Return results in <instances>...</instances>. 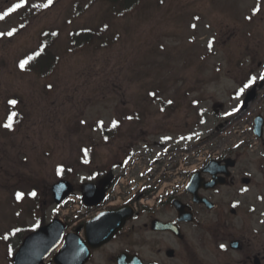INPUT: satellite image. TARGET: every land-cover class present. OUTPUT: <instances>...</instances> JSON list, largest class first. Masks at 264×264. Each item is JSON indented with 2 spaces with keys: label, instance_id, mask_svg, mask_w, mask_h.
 Instances as JSON below:
<instances>
[{
  "label": "rangeland",
  "instance_id": "1",
  "mask_svg": "<svg viewBox=\"0 0 264 264\" xmlns=\"http://www.w3.org/2000/svg\"><path fill=\"white\" fill-rule=\"evenodd\" d=\"M18 2L0 0V15ZM120 2L27 0V26L21 9L0 19V264L41 224L77 217L82 159L103 169L134 153L143 171L140 157L158 151L163 166L182 152H238L255 181L245 200L264 202V138L252 126L264 116V0H139L130 12ZM46 28L59 31V63L42 77L19 65ZM77 28L93 42L74 48ZM61 178L76 186L62 208L51 194Z\"/></svg>",
  "mask_w": 264,
  "mask_h": 264
},
{
  "label": "flooded vegetation",
  "instance_id": "2",
  "mask_svg": "<svg viewBox=\"0 0 264 264\" xmlns=\"http://www.w3.org/2000/svg\"><path fill=\"white\" fill-rule=\"evenodd\" d=\"M158 153L154 161L142 155L148 167L144 172L135 168L130 176L127 168L137 162L134 153L114 156L103 169L99 165L85 168L88 162L82 159L84 170L77 189L74 185L81 209L66 223L62 247L70 241L71 249L61 263L264 264V202L260 193L257 202L245 200L255 181L244 169L241 153L182 152L172 156L167 162L170 168L163 171L165 157ZM111 172L103 200L84 204L83 186L100 185ZM120 179H124V191L117 193L114 187ZM163 181L172 182V187L164 186L157 194ZM103 212H113L111 222L120 220L121 226L103 242L90 244L93 236L86 233V226ZM109 227L100 230L103 233ZM58 252H50L42 264H58Z\"/></svg>",
  "mask_w": 264,
  "mask_h": 264
},
{
  "label": "water",
  "instance_id": "3",
  "mask_svg": "<svg viewBox=\"0 0 264 264\" xmlns=\"http://www.w3.org/2000/svg\"><path fill=\"white\" fill-rule=\"evenodd\" d=\"M256 97L255 89L248 92L245 98V106H247ZM264 131V118L262 115H258L255 118L254 132L255 134L263 138ZM112 178L110 173L105 179L102 180L101 185L87 184L83 188V200L87 205H93L100 203L105 195L106 185L109 184ZM73 191V185L68 180H60L53 184L52 192L55 202L59 205L65 198H67ZM114 217L113 213H103L96 217L92 222L88 223L87 234L91 233L93 237H90V244H99L109 237L116 228L121 226V221L111 222ZM110 226L106 232L100 230V227ZM66 226L60 219H53L50 223L41 226L38 230L30 233L23 240L19 250L16 252L13 260V264H41L47 257L49 252L58 247L61 243L62 236L65 233ZM96 229V230H95ZM99 229V230H97ZM98 233V236H97ZM97 236V237H96ZM70 241H66V246L61 249L56 256L58 264H62L60 260L67 255V250L71 248L67 247Z\"/></svg>",
  "mask_w": 264,
  "mask_h": 264
},
{
  "label": "trees",
  "instance_id": "4",
  "mask_svg": "<svg viewBox=\"0 0 264 264\" xmlns=\"http://www.w3.org/2000/svg\"><path fill=\"white\" fill-rule=\"evenodd\" d=\"M139 0H121L118 4V8L122 12L131 10ZM25 15V13H23ZM59 36L58 29H44L41 32V38L39 45L29 51V53L21 59V62L25 59L32 57L36 52L43 51L34 60H31L29 64L25 65L29 71H32L42 77L51 75L59 63L58 54L54 50V44ZM96 37V33L91 28H77L73 29L70 33V44L77 48L90 44Z\"/></svg>",
  "mask_w": 264,
  "mask_h": 264
},
{
  "label": "snow or ice",
  "instance_id": "5",
  "mask_svg": "<svg viewBox=\"0 0 264 264\" xmlns=\"http://www.w3.org/2000/svg\"><path fill=\"white\" fill-rule=\"evenodd\" d=\"M48 3L51 4L52 0H48ZM27 4V0H19V3H16L15 5H13L12 8L9 9V13L10 12H14L16 10H18L21 7H24ZM48 5H45V7H47ZM9 13H4L3 15H0V19H4L5 16H7ZM8 35H12V33H8ZM43 51V49H41V52ZM41 52H36L32 57H29L27 59H25L24 61H22L20 63V68L24 69L25 65L29 64V62L31 60H34L37 56H39L41 54ZM256 78L253 77L252 80L254 81ZM261 79H264V77H261ZM245 87H248V85H246ZM241 92H243V89H241ZM11 104L15 105L18 102L16 100H12L10 101ZM16 115L15 113H13V116ZM117 122L113 123V127H116ZM6 128H11L12 127V122H11V118H10V122L6 125H4ZM60 171H62V169H60ZM32 196H36L37 193L36 192H32L31 193ZM23 196V193H17V199H21V197ZM19 231V230H17ZM221 247H225L224 245H221Z\"/></svg>",
  "mask_w": 264,
  "mask_h": 264
}]
</instances>
